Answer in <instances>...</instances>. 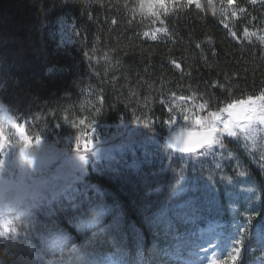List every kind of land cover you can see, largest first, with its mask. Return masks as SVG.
I'll return each mask as SVG.
<instances>
[{"label": "trees", "instance_id": "16d2710c", "mask_svg": "<svg viewBox=\"0 0 264 264\" xmlns=\"http://www.w3.org/2000/svg\"><path fill=\"white\" fill-rule=\"evenodd\" d=\"M198 2L168 0L153 20L142 0H0V103L28 136L52 139L116 122L161 130L172 98L218 112L264 92V0ZM155 23L164 32L153 40L145 33ZM238 144L219 166L171 165L162 183L134 172L93 176L112 221L84 233L54 217L69 230L60 252L21 226L0 237V264H171L183 243L207 237L225 249L218 264L264 263V166ZM179 182L186 194L173 198Z\"/></svg>", "mask_w": 264, "mask_h": 264}, {"label": "rangeland", "instance_id": "374dc122", "mask_svg": "<svg viewBox=\"0 0 264 264\" xmlns=\"http://www.w3.org/2000/svg\"><path fill=\"white\" fill-rule=\"evenodd\" d=\"M141 11L146 17L155 20L160 16L161 8L156 9L157 15H152L148 11V0H145ZM64 25L68 24L64 23ZM163 32V28L155 23L150 27L147 35L157 37ZM58 35L65 43L70 37L68 27L61 26ZM262 94L264 92L252 99L259 104L258 98ZM239 102L241 101L235 103ZM171 103L175 106V110L167 125L161 130L154 131L151 123H132L131 125L135 128L131 127V130L127 131L130 125L116 122L92 128L88 130V133H86L87 130L79 129L78 136L57 133L52 139H46L30 135L31 144L23 154L18 151L15 139L11 144L6 145L3 151H0V157H7L10 168L26 163L30 169V177L41 187V194L32 203L26 223L22 225L35 233L34 237L39 245L42 244L51 251L60 252L68 244L69 230L62 228L63 224L60 225L54 217L60 218L62 215L63 218L65 217L66 226H75L84 233L105 225L108 219L111 221L114 219L111 214L108 216V212L111 213L113 208L103 199V191L93 183L94 178L102 177L103 174L105 177H111L122 174L123 171L128 175L134 172L137 178L152 176L154 183L156 180L162 183L165 181L161 179L171 171V165L180 164L182 161L196 169L209 158L214 159V167L219 166L231 156L229 146L238 142V146L258 152L261 155V164L264 166V123L261 122L262 114L259 109L253 114L251 120L240 123V127L228 133L215 135L211 146L199 153L185 154L180 157L166 147L164 139L168 134L177 128L191 131L204 130L205 128L194 121L198 118L207 119L210 112L217 111L208 110L206 105L201 108L202 103L190 98L175 97L171 99ZM226 116V112H221L222 120ZM16 118L0 103V122L4 123L6 130L8 120L20 123ZM107 143L113 144L103 149L102 147ZM33 145L37 147L35 155L31 154ZM178 175L181 174L175 168L172 171L171 181L178 178ZM206 175L217 176L212 170L207 171ZM237 180L233 178L228 182L235 185ZM212 182L213 179L209 178L206 183ZM157 188L158 191L162 190L161 187ZM209 188L211 189L212 186L209 185ZM209 188H206V192H211ZM185 191L186 187H181L179 182L173 198L176 196L178 198L179 195L183 197L186 194ZM191 249L193 251H190ZM221 252L212 241L192 243L189 246L191 261L186 264H214L220 260Z\"/></svg>", "mask_w": 264, "mask_h": 264}, {"label": "clouds", "instance_id": "9594fccd", "mask_svg": "<svg viewBox=\"0 0 264 264\" xmlns=\"http://www.w3.org/2000/svg\"><path fill=\"white\" fill-rule=\"evenodd\" d=\"M5 129L0 122V151L15 139L18 151L23 154L28 150L30 142H26L13 131V121L8 120ZM37 147L31 148L35 155ZM27 164L10 168L7 157H0V237L16 234L19 228L26 223L32 203L41 194L40 185L29 175Z\"/></svg>", "mask_w": 264, "mask_h": 264}, {"label": "snow or ice", "instance_id": "6c2138e0", "mask_svg": "<svg viewBox=\"0 0 264 264\" xmlns=\"http://www.w3.org/2000/svg\"><path fill=\"white\" fill-rule=\"evenodd\" d=\"M193 0H188V3H192ZM211 2V0H210ZM229 4L231 0H228ZM255 2V0H253ZM168 0H148V11L152 15H157V8H166ZM197 7H199V2L196 0ZM143 7V0L142 5ZM186 6V5H185ZM147 35V33H145ZM247 36L248 33L245 32ZM232 36L235 37L236 34L233 32ZM152 39L155 40V35L152 36ZM199 47V45H197ZM179 67V65H177ZM260 103L257 104L256 100H253L251 97L247 102L241 101L239 103L229 104L226 108L221 109L220 112H210L207 119L198 118L194 121V123L201 125L205 128V131L202 133L189 132L188 140H181L180 143L183 144L186 150H191L197 148L199 145L205 144V142L209 141L213 138L214 135H218L221 133H228L232 130L240 127L241 120H251L253 114L256 113L257 109L261 112V122L264 123V94L258 98ZM205 107V105H201V108ZM221 112H226L227 116L222 120ZM13 129L18 136L24 139L26 142H30L31 138L26 134V128L24 125L20 123H13ZM258 231L261 235V240H264V220L260 221L258 225ZM237 255L239 254V249H236ZM233 260L236 257H232Z\"/></svg>", "mask_w": 264, "mask_h": 264}, {"label": "water", "instance_id": "95a60500", "mask_svg": "<svg viewBox=\"0 0 264 264\" xmlns=\"http://www.w3.org/2000/svg\"><path fill=\"white\" fill-rule=\"evenodd\" d=\"M244 120H241L240 123H242ZM205 130H196V131H190V130H185L182 128H178L170 132V134L166 137L165 139V144L166 146L173 152L180 153V154H195L201 152L206 146L212 144L213 139L215 135L213 136L212 139L209 141L205 142L203 145L197 146L195 149L191 150H186L181 142L187 141L188 140V133L189 132H195V133H202Z\"/></svg>", "mask_w": 264, "mask_h": 264}]
</instances>
